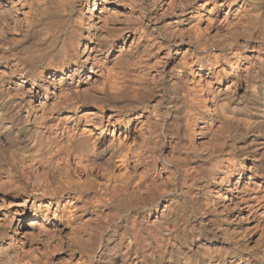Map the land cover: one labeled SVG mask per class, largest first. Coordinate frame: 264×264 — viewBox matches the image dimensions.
Returning a JSON list of instances; mask_svg holds the SVG:
<instances>
[{"label":"bare ground","instance_id":"obj_1","mask_svg":"<svg viewBox=\"0 0 264 264\" xmlns=\"http://www.w3.org/2000/svg\"><path fill=\"white\" fill-rule=\"evenodd\" d=\"M233 215L262 236L264 0H0V264H264Z\"/></svg>","mask_w":264,"mask_h":264},{"label":"rangeland","instance_id":"obj_2","mask_svg":"<svg viewBox=\"0 0 264 264\" xmlns=\"http://www.w3.org/2000/svg\"><path fill=\"white\" fill-rule=\"evenodd\" d=\"M162 54H163V57L161 58V60H160V67L162 68V66H164L163 68H167V66L168 67H170L171 66V60H169V59H167V56L165 55L166 53L164 52V51H162V53H161V56H162ZM161 61H162V63H161ZM167 61V62H166ZM162 64V65H161ZM154 97V98H153ZM158 98V96H156V95H150V97H149V100L150 101H153V100H156ZM169 120H171V118H169ZM186 208V209H185ZM182 209H184L185 211H187V212H189L190 213V210H188L189 209V207H188V205L186 206V204H184L183 205V208ZM230 211H229V214H231V208L229 209ZM234 216V215H233ZM233 218V219H232ZM232 219V220H231ZM237 219V220H236ZM192 220V221H191ZM234 221V222H233ZM195 222V220L193 219V217H191L190 218V220H189V225L190 226H192V223H194ZM229 222L231 223V225H233V227L235 226V228L233 229V232L235 233V234H238V236L240 237V243H241V246H242V248H243V250L247 253H251V252H253V251H255V250H257L258 249V247H259V245L261 244V242H263L264 241V232L262 233V236H260L261 235V233L260 232H258V231H256V230H254V229H245L246 228V226H247V223H246V221L245 220H240V219H238L236 216H234V217H230V219H229ZM243 222V223H242ZM235 224V225H234ZM246 225V226H245ZM241 226V227H240ZM232 227V228H233ZM242 228V229H241ZM244 232H243V231ZM246 231H247V233H246ZM206 232H208V234H210V232L209 231H206ZM252 232V233H251ZM258 233H260V234H258ZM211 235V234H210ZM253 235V236H252ZM256 236V237H255ZM245 237V238H244ZM253 237V238H252ZM258 237L260 238V239H258ZM263 237V238H262ZM244 238V239H243ZM262 238V239H261ZM257 240V241H256ZM256 242V243H255ZM258 244V245H257ZM257 247V248H256ZM221 248L222 249H226L227 248V246H224V245H222L221 246ZM247 250V251H246Z\"/></svg>","mask_w":264,"mask_h":264}]
</instances>
